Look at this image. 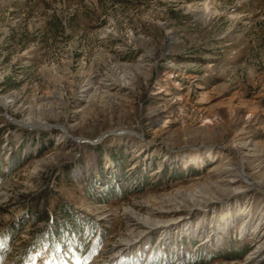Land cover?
<instances>
[{"label":"rangeland","instance_id":"rangeland-1","mask_svg":"<svg viewBox=\"0 0 264 264\" xmlns=\"http://www.w3.org/2000/svg\"><path fill=\"white\" fill-rule=\"evenodd\" d=\"M240 158L264 188V0H0V264H249Z\"/></svg>","mask_w":264,"mask_h":264},{"label":"bare ground","instance_id":"bare-ground-1","mask_svg":"<svg viewBox=\"0 0 264 264\" xmlns=\"http://www.w3.org/2000/svg\"><path fill=\"white\" fill-rule=\"evenodd\" d=\"M2 106L5 108V109H8V108H11L13 106V102L12 101H2L1 102ZM29 120H32L31 118H29ZM29 123V122H27ZM25 123L24 125H33V126H38V125H42V123H37L35 121H30L29 124ZM43 128L47 127L46 125L43 126ZM239 167H237L235 170L233 169H227L225 167V169L222 171L223 173L220 174L219 176L216 177V180L215 182H213V184H209L210 186H208V188L206 186H204L205 189H208V190H212L214 188H218V187H221V186H232L234 183H236L237 179L239 177L238 180H242V184H245L247 186H251V187H254L260 191H263L264 192V188H262V186L259 184V183H254L253 181H251L246 175H245V172L243 170V158H240L239 160ZM238 177V178H237ZM200 188V187H199ZM183 191V190H182ZM200 191V190H199ZM196 192V191H194ZM199 194H196V195H191V196H198V195H201L202 193L204 194V192H198ZM5 194V188H2L0 190V199L3 198ZM172 198V197H171ZM187 199L186 196L182 195L180 191H177L173 197V199H171L170 201H167L168 203H171V204H175V203H180V202H183ZM126 215L128 218H132V220H134L137 224L139 223V221H141L138 216L135 217V215L132 213H128L126 212ZM125 215V216H126ZM226 219V216L223 217V220ZM139 225V224H138ZM154 224H152V226H150L149 228H153ZM253 255L252 256H248L247 258V262L249 264H262L259 260H257V257L260 256L261 254H264V238L259 242L258 246L256 247V249L253 251L252 253Z\"/></svg>","mask_w":264,"mask_h":264},{"label":"water","instance_id":"water-1","mask_svg":"<svg viewBox=\"0 0 264 264\" xmlns=\"http://www.w3.org/2000/svg\"><path fill=\"white\" fill-rule=\"evenodd\" d=\"M121 133H122V132H121ZM107 135H109V133H108ZM105 136H106V134H105ZM80 141H82V140H80Z\"/></svg>","mask_w":264,"mask_h":264}]
</instances>
